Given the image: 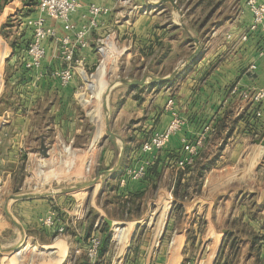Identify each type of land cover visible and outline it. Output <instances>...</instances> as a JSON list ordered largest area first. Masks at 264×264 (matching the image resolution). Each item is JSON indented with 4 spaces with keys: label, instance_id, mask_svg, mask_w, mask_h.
I'll return each instance as SVG.
<instances>
[{
    "label": "crops",
    "instance_id": "1",
    "mask_svg": "<svg viewBox=\"0 0 264 264\" xmlns=\"http://www.w3.org/2000/svg\"><path fill=\"white\" fill-rule=\"evenodd\" d=\"M173 1L179 11L163 3L150 14L130 17L131 7H120L117 0H78L80 8L71 16L76 27L84 22L82 14L89 4L109 7L111 12L88 35V47L77 51L81 65L64 87L53 76L65 64L51 40L43 42L46 56L40 70L23 68L31 29L23 23L18 28L17 35L23 36L8 61L13 69L10 93L16 100L8 123L23 131L16 140L28 141L41 124L52 155L73 148L91 156L98 150L101 172L116 166L122 150L115 171L87 188L86 197L78 200L63 194L56 200L25 204L17 220L34 240L36 228L41 229L39 218L59 215L56 228L42 231L68 244L70 255L47 264H89L85 250L92 236L102 240L97 264H264V146L256 143L264 138V102L255 105L237 93L264 88V59L258 56L264 40L257 32L248 33L245 42L238 40L251 20L244 0ZM131 2L148 5L147 0ZM37 15L35 7L27 18ZM46 24L63 33L60 23L47 19ZM227 33L232 40L225 38ZM193 38L199 40L201 51L180 68L194 50ZM99 39L104 41L101 49ZM176 69L175 77L163 83L126 86L114 81L107 115L115 139L98 142L93 133L97 130L82 138L83 126L98 122L99 102L86 95L92 89L88 78L96 79L97 89V81L114 72L139 80L162 78ZM169 99L183 124L162 150L144 153L142 144L164 132L172 119L166 107ZM201 134L204 142L193 163L179 167L177 161L187 156L183 141L193 143ZM140 166L145 168L144 177L131 179L128 171ZM162 191H170L174 203L168 206L163 199L156 216L151 197ZM174 205L180 212L172 211ZM59 226L64 228L60 235ZM16 255L24 260L36 251L26 246Z\"/></svg>",
    "mask_w": 264,
    "mask_h": 264
},
{
    "label": "rangeland",
    "instance_id": "2",
    "mask_svg": "<svg viewBox=\"0 0 264 264\" xmlns=\"http://www.w3.org/2000/svg\"><path fill=\"white\" fill-rule=\"evenodd\" d=\"M154 1L156 0H149V2ZM35 4L36 1L34 0H7L6 4L0 7V50L3 49V56L5 55L3 60L2 58L0 59L2 60L0 61V245L4 250H0V264H47L57 256L68 257L70 255L67 248L69 247L68 244L55 239L56 234L54 238L46 235L43 232L45 229L40 223L41 229L36 228L35 232V235H38V239L28 238V236L34 235L32 232V234L24 233V231L21 233L5 214V206H7V212L10 214L11 219L20 225L17 217L22 218L26 208L25 204L33 201H46L47 198L13 200L14 197L36 193L58 192L65 188L75 187L92 180L104 168L102 159H98V150L89 156L88 152L83 150L70 148L67 153H62L63 151L60 149V155L54 156L49 152L52 144H49L50 148L45 146L47 145L46 140H44L46 139V129L41 124L34 128V136L31 135V138L26 141L25 137L22 140L20 138L16 140V135L19 136L23 131L8 123L11 116L10 110H12L16 102L10 93L12 91L10 86H12L11 77L13 69H11L8 61L15 55V45L21 42V36H23L20 33L17 35L18 28L21 27L23 20L27 18L29 13L35 11ZM179 15L181 17L180 12ZM183 63L180 68L186 66ZM117 75L114 72L108 78H100L97 81V89L94 88L96 86V79L93 77L88 78V83L92 85V89L86 95L87 98L90 95L91 97H96L99 102L97 110L98 122L95 123L96 125L91 122L85 124L82 130V138L85 135H89L91 130H97V132L93 133L98 135V142L101 141V138L108 139V135L105 132V116L101 102L103 101V94L106 89L114 81L119 82V80L123 79V77L119 76L121 74ZM94 114L92 115L94 116ZM81 115L83 116V113ZM91 126L95 128L91 129ZM22 128H24V131L26 130V126H22ZM71 130L68 127L67 132ZM53 149H57L58 151L57 146H54ZM57 151L56 153L58 154L59 151ZM115 160L116 154L114 153L111 163H114ZM75 167L77 170H75ZM88 190L90 189H83L72 193V196L80 200L87 196ZM196 191L197 188H194L193 192L195 193ZM169 192L162 191L155 193L151 197V204H155L151 211L152 213H156V216L161 214L159 204L163 199H166L167 202L165 201L164 204L167 203L168 206L174 203L173 196ZM58 197L60 196L55 195L48 198L49 200H56ZM180 199L183 198L181 197ZM172 211L180 212V206L174 205ZM54 213L57 214L56 211ZM44 238H47V240ZM17 243H20L18 251H10ZM62 244H64L63 247H59ZM26 246L34 248L36 255H28L24 260H20L16 253L21 250V247L24 248ZM59 248H62L60 252H58Z\"/></svg>",
    "mask_w": 264,
    "mask_h": 264
},
{
    "label": "built area",
    "instance_id": "3",
    "mask_svg": "<svg viewBox=\"0 0 264 264\" xmlns=\"http://www.w3.org/2000/svg\"><path fill=\"white\" fill-rule=\"evenodd\" d=\"M38 15L35 18H25L23 24L31 29V38L27 44L25 57L22 59L23 68L30 71H38L41 68L42 61L46 56V49L43 42L51 40L54 43L58 58L65 64V67L53 72V76L58 80L61 86H67L75 73V69L81 65V59L77 58V51L88 47L87 37L95 29L98 28L101 17L108 15L111 8L89 4L82 14L84 22L76 27L71 22V16L76 14L80 8L78 0H35ZM131 0H117L120 7L130 6L127 14L133 17L136 14L147 15L153 11V7L132 5ZM244 8L250 14L251 20L247 28V32L239 36L241 42L247 40L248 33H259L264 40V0H244ZM50 19L61 24L63 33L57 34L56 28L48 26L46 20ZM227 40H232V34L225 35ZM104 47L103 39L97 41V48ZM258 56L264 59V47L259 51ZM238 95L242 100L258 105L264 102V89L240 90ZM173 100L167 101L166 107L171 114V121L164 132L153 134L145 141L141 150L144 153L162 150L169 142L170 137L175 134L183 124L179 116L173 111ZM204 142V134H201L195 142L187 143L183 141V152L187 156L177 161L179 167H185L193 163V157L196 155ZM127 175L138 180L145 175V168L138 167L136 170H129ZM60 220L53 213H48L44 217L39 218V223L45 228H56ZM64 228L59 226L56 230L58 235L62 234ZM102 240L98 236H92L85 250V256L89 264H97L99 258V250Z\"/></svg>",
    "mask_w": 264,
    "mask_h": 264
},
{
    "label": "water",
    "instance_id": "4",
    "mask_svg": "<svg viewBox=\"0 0 264 264\" xmlns=\"http://www.w3.org/2000/svg\"><path fill=\"white\" fill-rule=\"evenodd\" d=\"M163 3H169L175 8V10L179 11V9L177 8V6L175 5L173 0H158L156 2H149V4L152 7L159 6V5L163 4ZM193 43H194V50L190 54V56H188L186 58V60L184 61L183 65H189L199 55V53L201 51L200 43H199V40L197 38H193ZM177 72H178V69L174 70L170 75H167V76L162 77V78L144 76V77H142L139 80L121 79V80H119L118 83L126 85V86H140V85H143V84H145L147 82H150V83H163V82H167V81L171 80L173 77H175ZM113 86H114V84H111L106 89L105 93L103 94V110H104V116H105L104 118H105V126H106V131L105 132L108 135V137L111 138V139H115V135L111 132V130L109 128L108 115H107V102L106 101H107L108 94H109V92H110V90H111V88ZM256 143L260 144L261 146H264V138L256 140ZM121 158H122V150H121V153L118 156L116 166L120 163ZM116 166H114L110 170H107V171H104V172H99L97 174V176L95 178H93L92 180H89L87 182L79 184V185H77L75 187L65 188V189L60 190L58 192H46V193L29 194L27 196H16V197L13 198V200L32 199V198H48V197H52V196H55V195L58 196V195H63V194H72V193H75V192L81 191L83 189H87V188H90V187L94 186L95 184H97L100 181L101 178L112 174L115 171ZM5 214L7 215V217L10 218L12 224L16 228H18V230L21 233H23L22 227L17 222H15L13 219H11L10 214L7 212V206H5ZM20 243H17L14 247H12L10 249V251H12V252L18 251ZM0 250L4 251L3 248L1 247V245H0Z\"/></svg>",
    "mask_w": 264,
    "mask_h": 264
},
{
    "label": "trees",
    "instance_id": "5",
    "mask_svg": "<svg viewBox=\"0 0 264 264\" xmlns=\"http://www.w3.org/2000/svg\"><path fill=\"white\" fill-rule=\"evenodd\" d=\"M35 1V0H34ZM7 0H0V7H2V5L6 4ZM37 3L35 4L36 7ZM32 13V12H31ZM28 15V14H27ZM30 15V13H29ZM27 48V47H26Z\"/></svg>",
    "mask_w": 264,
    "mask_h": 264
},
{
    "label": "bare ground",
    "instance_id": "6",
    "mask_svg": "<svg viewBox=\"0 0 264 264\" xmlns=\"http://www.w3.org/2000/svg\"><path fill=\"white\" fill-rule=\"evenodd\" d=\"M1 45V44H0ZM0 49H1V47H0ZM3 50V49H2ZM2 50H0L1 52H0V59L2 58V60H3V57L5 56H3V53H2ZM2 60H0V61H2ZM1 63V62H0ZM1 74V73H0Z\"/></svg>",
    "mask_w": 264,
    "mask_h": 264
}]
</instances>
